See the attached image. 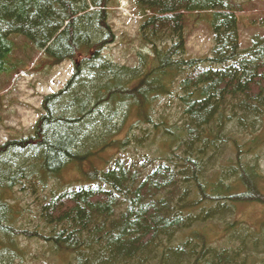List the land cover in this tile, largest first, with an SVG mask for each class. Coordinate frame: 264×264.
<instances>
[{"label":"trees","instance_id":"obj_1","mask_svg":"<svg viewBox=\"0 0 264 264\" xmlns=\"http://www.w3.org/2000/svg\"><path fill=\"white\" fill-rule=\"evenodd\" d=\"M113 5L0 0V111L22 78L72 63L29 131L0 144V264H264V215L237 218L264 208V10L134 0L148 53L128 66L103 54ZM201 13L213 45L193 57ZM247 24L257 32L245 43ZM11 36L34 53L15 58ZM70 170L79 176L63 180Z\"/></svg>","mask_w":264,"mask_h":264},{"label":"rangeland","instance_id":"obj_2","mask_svg":"<svg viewBox=\"0 0 264 264\" xmlns=\"http://www.w3.org/2000/svg\"><path fill=\"white\" fill-rule=\"evenodd\" d=\"M116 1L117 0H115V2ZM113 6L114 10L111 12L109 22L116 34V41L113 45L107 47L103 51V54L118 64L128 63L127 65L131 66L134 64L133 55H136L138 52L148 53L147 48L142 46L138 37V27L140 22L138 17L140 14L134 6V0H130V16L128 18L116 14V5ZM247 7L251 14L250 17L252 19H259L262 17V13L258 11L264 10V0H247ZM116 10L117 13H120L118 9ZM195 17L196 15L192 14H188L185 17V31L194 24ZM200 17L203 21L196 24L195 28L190 30V38L186 45L187 54L193 57H204L209 55L210 49L213 45L212 36L206 34V32L208 31L209 33L210 30L212 16L209 13H201ZM247 25V27L239 26V32L245 43L250 36L257 32L255 26ZM10 41H14L18 48L14 53L15 58L24 61L27 56H30L26 54L34 53L26 49L25 55H22L24 53L23 48H26L28 45L31 46V43L26 38L22 36H11ZM32 57H36L34 60L36 61L39 58V55H32ZM70 69L71 64L65 63L53 69L48 75L32 74L30 75L32 78H22L19 86L15 87L7 94L2 110L0 111V143L4 142L6 137H11L15 132L29 131L32 123L37 119L36 112L39 109L41 97L60 89L63 83L68 79ZM3 84L4 81H0V86ZM136 156L137 155H134V157ZM87 168L88 167H86V169ZM77 175L79 176L78 172L70 170L62 175V179L65 181L74 180L73 178ZM263 215L264 208L243 206L238 210L237 218L244 223H252ZM33 225L34 224L31 226ZM22 244L29 245L38 259L41 257H49V255L43 254L44 249H42L40 244L36 242H24ZM45 253L47 252L45 251ZM28 263L35 264L30 261Z\"/></svg>","mask_w":264,"mask_h":264},{"label":"crops","instance_id":"obj_3","mask_svg":"<svg viewBox=\"0 0 264 264\" xmlns=\"http://www.w3.org/2000/svg\"><path fill=\"white\" fill-rule=\"evenodd\" d=\"M3 103H4V101H3ZM35 120H36V119H35ZM34 122H35V121H34ZM34 122H33V123H34ZM33 123H32V124H33ZM7 138H8V137H6V139H7Z\"/></svg>","mask_w":264,"mask_h":264},{"label":"bare ground","instance_id":"obj_4","mask_svg":"<svg viewBox=\"0 0 264 264\" xmlns=\"http://www.w3.org/2000/svg\"><path fill=\"white\" fill-rule=\"evenodd\" d=\"M19 264V263H18Z\"/></svg>","mask_w":264,"mask_h":264}]
</instances>
